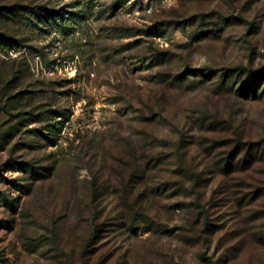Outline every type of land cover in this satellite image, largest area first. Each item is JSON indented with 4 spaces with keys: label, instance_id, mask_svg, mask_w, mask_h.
Masks as SVG:
<instances>
[{
    "label": "rangeland",
    "instance_id": "374dc122",
    "mask_svg": "<svg viewBox=\"0 0 264 264\" xmlns=\"http://www.w3.org/2000/svg\"><path fill=\"white\" fill-rule=\"evenodd\" d=\"M0 264H264V0H0Z\"/></svg>",
    "mask_w": 264,
    "mask_h": 264
},
{
    "label": "trees",
    "instance_id": "16d2710c",
    "mask_svg": "<svg viewBox=\"0 0 264 264\" xmlns=\"http://www.w3.org/2000/svg\"><path fill=\"white\" fill-rule=\"evenodd\" d=\"M13 42H14V40H12V39H10V40H8L6 42L3 41V43L8 44L10 47L15 46Z\"/></svg>",
    "mask_w": 264,
    "mask_h": 264
}]
</instances>
